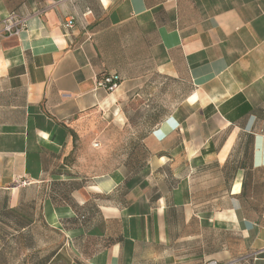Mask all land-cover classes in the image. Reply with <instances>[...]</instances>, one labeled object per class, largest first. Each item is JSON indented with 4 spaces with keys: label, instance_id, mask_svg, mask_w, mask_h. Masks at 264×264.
Returning <instances> with one entry per match:
<instances>
[{
    "label": "crops",
    "instance_id": "1",
    "mask_svg": "<svg viewBox=\"0 0 264 264\" xmlns=\"http://www.w3.org/2000/svg\"><path fill=\"white\" fill-rule=\"evenodd\" d=\"M12 12L29 18L0 38V264H264V0Z\"/></svg>",
    "mask_w": 264,
    "mask_h": 264
},
{
    "label": "built area",
    "instance_id": "2",
    "mask_svg": "<svg viewBox=\"0 0 264 264\" xmlns=\"http://www.w3.org/2000/svg\"><path fill=\"white\" fill-rule=\"evenodd\" d=\"M28 18V16L17 12L10 13L0 21V38L20 36L27 28ZM64 26L67 29L73 28V18L66 20ZM97 86L113 93L120 86V77L117 75H105L98 80ZM207 264L220 263L217 261H210Z\"/></svg>",
    "mask_w": 264,
    "mask_h": 264
},
{
    "label": "rangeland",
    "instance_id": "3",
    "mask_svg": "<svg viewBox=\"0 0 264 264\" xmlns=\"http://www.w3.org/2000/svg\"><path fill=\"white\" fill-rule=\"evenodd\" d=\"M134 132L126 129L124 131H115L111 133V138L118 137V135H121L122 138L129 139L132 137V134ZM114 135V136H113ZM87 133L85 128L83 130H80L79 134L74 137V145L70 154V165L73 166V170L81 173L86 174V152H87ZM97 146V143H96ZM125 149V148H123ZM121 149V150H123ZM102 166V164H100ZM116 164H109L107 165L109 168L113 167ZM96 173H97V164H96Z\"/></svg>",
    "mask_w": 264,
    "mask_h": 264
}]
</instances>
